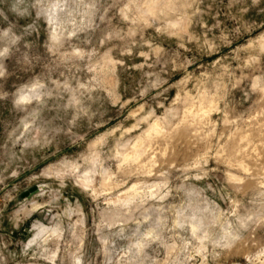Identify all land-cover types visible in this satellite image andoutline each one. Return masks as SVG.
I'll list each match as a JSON object with an SVG mask.
<instances>
[{
    "label": "rangeland",
    "instance_id": "rangeland-1",
    "mask_svg": "<svg viewBox=\"0 0 264 264\" xmlns=\"http://www.w3.org/2000/svg\"><path fill=\"white\" fill-rule=\"evenodd\" d=\"M0 264H264V0H0Z\"/></svg>",
    "mask_w": 264,
    "mask_h": 264
},
{
    "label": "bare ground",
    "instance_id": "bare-ground-1",
    "mask_svg": "<svg viewBox=\"0 0 264 264\" xmlns=\"http://www.w3.org/2000/svg\"><path fill=\"white\" fill-rule=\"evenodd\" d=\"M154 129V128H153ZM156 129V128H155ZM158 129V128H157Z\"/></svg>",
    "mask_w": 264,
    "mask_h": 264
}]
</instances>
